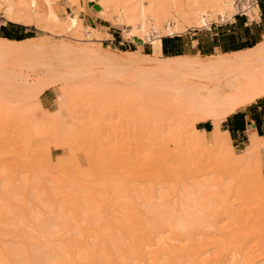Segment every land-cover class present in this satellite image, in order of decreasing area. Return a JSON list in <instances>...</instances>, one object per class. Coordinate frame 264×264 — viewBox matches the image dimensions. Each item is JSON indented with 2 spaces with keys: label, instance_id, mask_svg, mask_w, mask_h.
I'll list each match as a JSON object with an SVG mask.
<instances>
[{
  "label": "bare ground",
  "instance_id": "6f19581e",
  "mask_svg": "<svg viewBox=\"0 0 264 264\" xmlns=\"http://www.w3.org/2000/svg\"><path fill=\"white\" fill-rule=\"evenodd\" d=\"M65 3L69 8H62ZM90 5L99 8L97 10L99 17L113 27L120 28L125 40L130 42L136 40L140 49L117 53L112 47H103L101 43L109 39L107 31L102 32L96 28L86 27L84 23L85 17L82 15L86 7ZM240 12L250 17L256 15L258 11L255 1L0 0V14L6 20L35 27L50 36L42 39L33 37L22 41L0 38V59L24 57H31L35 60L40 57L55 59L58 63L66 62L71 68L79 64V67L84 69L83 74L87 77L94 74L99 75L96 68H111L127 72L130 77L128 82H131L134 87L133 92L165 112L166 117L161 120V123L163 120L169 123L170 117L181 116L183 123L180 127L185 134H190L187 136L190 143L205 147L209 141L207 137L210 135L211 144L213 143L216 148L227 145L229 155L235 157L238 155L237 150L232 145L228 134L222 131L220 124L246 106L264 99V41L244 52L201 56L199 59L192 58V56L160 58L159 53L144 54L141 47L144 44H158L163 36L170 37L185 34L190 30L209 29L212 23H225ZM52 37H64L67 41L58 43L59 41H54ZM58 68L61 71V68ZM77 69L80 68L77 67ZM13 73V66L0 65V77H12ZM43 75L37 74L41 79L45 78ZM54 86L55 83L42 82L40 92L44 93ZM59 99L62 101L63 96L60 95ZM38 106L42 110L40 103ZM204 122L214 124L212 132L198 130L197 124ZM263 151L264 138L253 130L250 143L240 158L259 157ZM152 163L146 161L141 165L142 169L148 171ZM1 170V173L5 171ZM1 173L0 175L4 172ZM18 176H16L17 180L15 176H11L15 180L8 177H5V180L0 178L3 181L0 183V201L8 197L14 205L18 204L27 209L20 210L18 205H15L16 208L13 209L11 205L6 206L7 210H4L6 214L8 212L10 218L5 214L8 220H5L2 225L5 231L2 234L7 237L15 235L18 239L30 244L34 242L37 244L38 241L39 243L29 246V252L26 249L28 245L22 242L24 245L21 243V246L7 250L9 257H5L7 255L0 248V264H50L55 259L67 261L70 254H75L79 244L81 248L79 247L76 253L78 264L87 262L92 264L95 260L98 264H106L114 252L127 254L129 251L131 252L129 262L142 260L140 257L142 255L137 251L142 247L145 249L155 247L153 252L156 256L152 258L155 261L154 264L166 257H171V260L177 257L181 260L182 255H178L180 250L176 247L179 243L178 235L192 234L210 227L221 213L226 199L232 193L234 184L231 178L227 179L228 177L226 178L223 173L221 175L211 171L199 175L196 179L192 178L189 182L184 181L178 186L169 182L143 183L141 181L130 185V196L124 201L118 198L119 201L121 200L120 207L118 202L116 205L121 211L120 214L127 204H129L128 208L131 205L135 207L142 218L141 221L143 220L145 230L137 239L131 238L133 240L129 241L130 245H124L123 233L113 231L115 234L113 232L109 234L106 233L109 230H105L106 246L100 241L103 245L102 247L98 245L96 249L101 248L102 253L98 251L101 254L97 255L94 253L97 252L95 237L99 238L101 235L99 234L98 237L94 232L95 236H91L84 229L93 225L97 227V219L101 216L102 208L100 199L104 197L106 187L95 183L84 188L80 186L79 189L78 185L80 192L77 189L79 193H73L76 194L74 195L77 198L76 201L78 200L74 203L75 207L73 205L75 208L73 212L60 201L58 204H54V200L50 201L52 193L55 192L54 195H57V190L59 191L65 185L67 181L65 177L64 180L60 177L45 179L44 185L48 190L46 191L52 192L47 194L42 184L44 182L42 177L37 175L30 179L29 175H22V173ZM49 196H51L50 199H48ZM118 218L116 217L117 220ZM167 231L170 234L168 241L165 240L166 235H163ZM66 234L69 237L74 235L82 239L79 241L77 238L79 244L74 246L73 253L70 250L75 244L74 239L71 238L72 245H70V240V243H67L72 246L71 248L63 245L66 243L61 240L64 235L68 238ZM72 256L74 255H71V258ZM234 261L235 258L232 262ZM239 261L242 260L239 259ZM192 262L206 264L199 259H194ZM246 262L248 261L243 259L240 264H246ZM73 263L72 261L71 264ZM134 264H140V262ZM247 264L254 263L250 260Z\"/></svg>",
  "mask_w": 264,
  "mask_h": 264
},
{
  "label": "rangeland",
  "instance_id": "374dc122",
  "mask_svg": "<svg viewBox=\"0 0 264 264\" xmlns=\"http://www.w3.org/2000/svg\"><path fill=\"white\" fill-rule=\"evenodd\" d=\"M252 1L257 2L258 5L260 0ZM62 8L69 7L65 3ZM241 12L239 15L244 14ZM82 16L98 18L93 5L87 6ZM117 29L124 38L120 28ZM28 30L38 39L50 37L49 34L35 27H28ZM52 38L56 42L59 41L58 43L67 41L64 37ZM262 40L264 41V37ZM123 41H126L125 38ZM101 45L105 48L112 47L117 53L138 50V46L130 41L125 45L116 42L113 45L110 41H103ZM152 45L156 46V44ZM142 52L151 54V45L145 44ZM157 53L159 51L155 49L153 54ZM159 55L160 58L164 57L160 53ZM192 58L199 59L201 56H192ZM0 65L14 67L12 77H0V170L1 168L5 170H1L2 173L7 171L3 173L4 175L0 172L2 174L0 178L11 179V176L16 177L22 173V175H29L31 179L32 176L38 175L43 178L44 185L47 179L60 177L64 180L65 177V181L67 180L69 184L63 181L65 185L60 189L63 193L57 190V195H54L53 191L52 197L49 196L48 199L51 197L50 201L54 200V204H58L59 201L64 203L68 210L73 212L77 199L74 196L76 194L73 193H79L80 186L84 188L95 183L104 185L106 190L104 197L100 199L102 213L100 212L101 216L97 219V227L93 225L94 227L84 229L91 236H95V233L98 237L99 234L101 235L99 238L95 237L97 251L94 252L95 254L102 253L101 248L98 250L96 248L98 245L102 247V243L106 244L104 242L107 240L106 233L110 234L113 231L123 233L124 245H130L129 241L143 234L145 230L143 220L141 221L142 218L135 207L130 204L132 207L130 206L131 210H129V204H127L121 214L119 211L121 200L119 201L118 198L124 201L130 196V185L141 181L143 183L169 182L178 186L184 181L196 179L205 172L215 171L217 174L223 173L225 177H228L227 179L231 178L234 182L232 193L226 199L221 213L210 227L196 233L178 235L179 243L176 247L180 250L178 255H182L181 260L175 256L173 260L171 257H166L156 264H194L192 262L194 259H199L206 264H240L243 259L248 262L251 260L254 264H264V151L259 157L240 158L246 148L244 150L236 148L239 156L233 157L229 155L227 145L216 148L213 143L211 144L210 135L207 137L209 140L207 146L193 145L187 140L190 134H185L180 127L183 123L182 117H170L169 123L164 120L161 123V120L166 117L165 112L134 93L133 84L128 82L130 79L128 73L121 70L96 68L99 75L87 77L79 64L76 66L80 69L76 66L71 68L66 62L58 63L55 59L44 57L37 60L31 57L0 59ZM38 73L44 74L45 78L38 77ZM74 77L77 79H72ZM47 81L55 83V86L49 90L55 91L58 99L60 95L63 96L58 104L59 110L62 108L65 111L66 121L61 117L47 119L38 108L37 100L43 94L40 92L41 83ZM263 101L264 99H260L255 103ZM252 105L246 106V109ZM53 146L66 151L65 156L57 157L54 162L51 157ZM146 161L153 162L148 171H144L141 166ZM18 177L15 179L17 180ZM1 179L0 183L3 182ZM43 187L46 191V185ZM47 191L46 193L49 194L50 192ZM10 201L8 197L0 201V229L2 230H0V248L7 255L5 257H9L7 250L21 246L22 242L28 245L26 249L29 252V246L39 243V241L36 242L37 244L26 243L15 235L3 236L2 233L5 231L2 225L9 217L8 212L7 214L5 212L6 206L11 205V209L16 208V204ZM117 202L119 207L116 205ZM18 209L26 210L27 208L24 209L18 205ZM128 230L131 234H128ZM163 235H166V238L164 237L166 241L170 239L168 231ZM66 236L68 238L65 235V238L60 237L66 243L63 245L70 242L72 245V239H74V247L82 240L74 235V237H69L67 234ZM73 247L71 250L68 247V250L72 252L75 249ZM79 247L81 248L80 244L78 248L76 247L75 254H70V258L67 257L68 260L65 258L67 261L55 259L50 264H71L72 261L73 264H78L76 253ZM143 248L137 249L142 255L140 256L142 260L129 262L130 251L127 254L114 252L111 256L109 255L110 258L106 264L139 262L154 264L155 261L152 258L156 256L153 252L155 247ZM71 255H74L73 258ZM134 256L136 257V254ZM233 258H235L234 262H232ZM10 259L12 260V257ZM239 259L242 261L240 262ZM94 263L98 264V261L95 260Z\"/></svg>",
  "mask_w": 264,
  "mask_h": 264
},
{
  "label": "crops",
  "instance_id": "0c3cea01",
  "mask_svg": "<svg viewBox=\"0 0 264 264\" xmlns=\"http://www.w3.org/2000/svg\"><path fill=\"white\" fill-rule=\"evenodd\" d=\"M255 7L258 12L253 17L245 14L239 15L240 13H238L231 18L232 21L230 19L225 23H212L209 29L190 30L185 32V34L183 33L170 37L163 36L156 46L149 44L151 45L152 53L147 55H154L155 53L153 54V51L155 49H157L162 56H166V50L169 57H177L234 54L254 48L263 42L264 1H258V5L257 2H255ZM94 8L96 11L99 10L96 7ZM85 25L95 27L102 32L107 31L106 33L109 34V39L106 41H110L113 45H115V42L124 45L129 43L127 40L125 42L123 41L124 38L117 28L113 27L99 16L96 19L93 17H85ZM28 27L32 26L9 21L3 16H0V38L2 39L11 40L6 36L16 37L28 34L30 33ZM132 43L138 46V50L140 49L136 40ZM144 45L141 47V50L144 48ZM58 101V94L53 90L46 91L37 100L41 105V112L44 111L46 113L45 116L47 119H50V117H61L66 121L67 116L63 109L59 110ZM44 112L42 113L45 114ZM197 128L200 131L210 133L214 129V124L212 122L199 123ZM221 129L228 134L232 145L235 148H241V150H244L249 145L251 132L253 130L256 131L261 138H264V101L257 102L249 106V108L240 110L230 116L221 123ZM65 155L66 151L64 149L54 146L51 147L53 162L57 157H63Z\"/></svg>",
  "mask_w": 264,
  "mask_h": 264
},
{
  "label": "trees",
  "instance_id": "16d2710c",
  "mask_svg": "<svg viewBox=\"0 0 264 264\" xmlns=\"http://www.w3.org/2000/svg\"><path fill=\"white\" fill-rule=\"evenodd\" d=\"M259 2H263L262 0H260ZM8 39H11V40H24V39H26V38H31V37H35L33 34H30V33H28V34H25V35H19V36H16V37H9V36H6ZM252 49V48H251ZM165 55L166 56H169V54H168V52H166V50H165Z\"/></svg>",
  "mask_w": 264,
  "mask_h": 264
}]
</instances>
